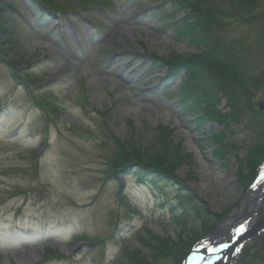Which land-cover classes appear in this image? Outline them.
Returning a JSON list of instances; mask_svg holds the SVG:
<instances>
[{
    "label": "rangeland",
    "instance_id": "rangeland-1",
    "mask_svg": "<svg viewBox=\"0 0 264 264\" xmlns=\"http://www.w3.org/2000/svg\"><path fill=\"white\" fill-rule=\"evenodd\" d=\"M49 1L65 13L0 0V264H125V250L150 259L143 238L200 240L226 211L212 235L236 215L264 158V0H187L224 71L192 63L166 79L167 66L142 54L201 52L168 24L172 15L192 21L182 2ZM206 108L225 118L198 121ZM160 126L187 155L174 175L198 199L171 180L155 190L116 168L117 142L150 147ZM212 134L222 136L217 156ZM260 219L234 264H264Z\"/></svg>",
    "mask_w": 264,
    "mask_h": 264
},
{
    "label": "trees",
    "instance_id": "trees-1",
    "mask_svg": "<svg viewBox=\"0 0 264 264\" xmlns=\"http://www.w3.org/2000/svg\"><path fill=\"white\" fill-rule=\"evenodd\" d=\"M43 4L47 5L50 9L55 11H61L64 12V9H58L55 4L51 3L49 0H39ZM181 3V7L183 9H189V16L191 17L192 21L188 23V18L183 17L181 22H175L172 20L171 23L168 24H174V23H180V25L177 27L178 34L184 35L186 38H189L191 43L193 45H196L200 48V53L196 56L198 59H193V56L189 58H175V59H169L164 60L162 58H159L158 56L154 54H145L146 56L150 57L152 60L153 66L157 65L159 67L167 66V76L166 78L172 77L174 75V72L181 68L182 66H187L190 64L189 68L193 69L191 66L200 67L202 65H205L206 68H211V66L219 67V69L224 71V68L222 67V64L219 61L211 60V54L210 52H214V48L208 44V41L203 38H199L201 35L200 32L203 30L198 27L197 22L195 21L197 18V14L200 11V8L192 3H189L187 0H178ZM4 8H2L3 10ZM163 15H172V12H165ZM174 15H172L173 19ZM1 29L9 35V29L6 27L1 26ZM200 34V35H199ZM8 42V41H7ZM209 60V61H208ZM193 63V65H191ZM201 71V68H200ZM195 75L197 77H201L200 73L198 71H194ZM191 73L187 71V79H189V75ZM194 76V75H193ZM30 81H34L33 79H30ZM26 83V81H25ZM212 93V91H209ZM211 102H214L215 98L213 96L209 97ZM217 103L219 100H215ZM194 104L197 105V102L194 101ZM199 109L202 111V107ZM202 116L198 118V121L204 122L209 119H216L220 121L221 119L225 118V114H221L220 111H217L216 109H208L206 108L205 111H203ZM210 138L214 145L217 147L214 148L213 155L217 156L218 154L222 153L221 148V138L219 134H212L210 135ZM117 157L115 158V166L118 169L119 173H122V175L126 174H135L138 181L143 184L150 185L155 190H158V183L165 179V180H171L174 185H179L182 188H180L182 191L190 192L189 198L191 200H196L197 195L193 194L192 191L185 185L184 179L181 180L178 177L174 175V171L176 169V166L182 162L183 160L187 159V155L182 153V148L180 145H175L173 142V132L171 129H169L167 126H160L158 129V134L156 138V143L152 144L150 147L148 146H138V145H132L128 146L125 142H117ZM256 150H252L251 157L255 155ZM257 155V154H256ZM131 166H135V169H131ZM254 165L252 169L255 167ZM116 169V170H117ZM240 177H243L244 183L247 180V175H240ZM149 178V179H148ZM163 196L164 194L161 192L160 194ZM165 200L167 199L164 197ZM202 203H204V208L206 211L208 210V207L206 206L205 202H203L202 199H199ZM226 213V211L223 213V215ZM217 215V214H216ZM223 215H219L220 220ZM216 221V222H217ZM216 222H214L212 225H210L206 231L213 226ZM204 231V233L206 232ZM204 233H201L203 235ZM200 237L198 235L194 239H192L190 242H187L185 239L180 238L179 240L174 239H164L160 237H146L142 239V243L146 246H149L152 250L151 258H141L137 254L130 253L129 251H124L125 255L127 256V261L125 264H161V260L167 261V264H181L184 256L187 254V252L190 250L194 242Z\"/></svg>",
    "mask_w": 264,
    "mask_h": 264
},
{
    "label": "bare ground",
    "instance_id": "bare-ground-1",
    "mask_svg": "<svg viewBox=\"0 0 264 264\" xmlns=\"http://www.w3.org/2000/svg\"><path fill=\"white\" fill-rule=\"evenodd\" d=\"M147 108H143L142 112L147 111ZM261 183L264 185V181L262 180ZM262 184H258L257 186L254 187V189H252L241 201V204L238 206V208L236 209L237 213V218L234 219L232 218L230 223L227 225H223V227H227V231H225L224 234H219V236L215 235L218 232L221 233L222 228H220L213 236H210V240L211 237H215L220 239L221 241L227 240L229 238V234L232 232V230H228L230 226L234 225L235 229L237 230L238 228H241V226L243 225V222H247V220H245L248 215L250 214V212H252L253 210L257 211V214L259 215V218L256 220H254V222L258 223L260 218L264 217V186H262ZM259 202H261L263 200V206H256V204H254L253 202L255 200H257ZM255 211V212H256ZM254 213V212H253ZM253 228V227H252ZM255 229V228H254ZM240 230V229H239ZM240 238V236L238 237ZM209 242V241H208ZM37 250H32L28 253H22V259L24 258H29L31 259V257L36 255ZM231 252H229L227 255L224 256V254H221V258H215L217 257L220 252H215L212 254H203V256L205 258L201 259L200 261H198L197 263H194L193 261H190L189 264H233V262L235 261L234 256H231L229 258V254Z\"/></svg>",
    "mask_w": 264,
    "mask_h": 264
},
{
    "label": "water",
    "instance_id": "water-1",
    "mask_svg": "<svg viewBox=\"0 0 264 264\" xmlns=\"http://www.w3.org/2000/svg\"><path fill=\"white\" fill-rule=\"evenodd\" d=\"M258 108H259V110H263L264 109V102L262 100L258 103ZM185 262H186V260H185Z\"/></svg>",
    "mask_w": 264,
    "mask_h": 264
}]
</instances>
